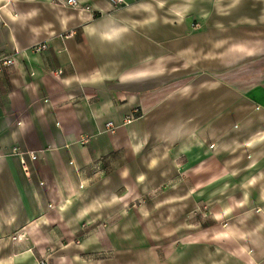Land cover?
<instances>
[{"label":"crops","instance_id":"crops-1","mask_svg":"<svg viewBox=\"0 0 264 264\" xmlns=\"http://www.w3.org/2000/svg\"><path fill=\"white\" fill-rule=\"evenodd\" d=\"M77 1L0 0V264H264V0Z\"/></svg>","mask_w":264,"mask_h":264},{"label":"rangeland","instance_id":"rangeland-1","mask_svg":"<svg viewBox=\"0 0 264 264\" xmlns=\"http://www.w3.org/2000/svg\"><path fill=\"white\" fill-rule=\"evenodd\" d=\"M57 3H60L62 1L55 0ZM196 3L195 1L193 2ZM127 4V1H126ZM124 4V5H126ZM192 4V5H194ZM123 6V5H122ZM209 14V13H208ZM207 17V16H206ZM211 17V14L208 16ZM200 23L194 20L192 22L193 29H197L199 27ZM198 26V27H197ZM211 205L205 204V208H199L196 211L189 214L188 218L185 219H177V220H166L164 218H158L156 220L157 224V235H156V242L157 246H171L172 242H174V246H177L176 244L180 245L181 241L184 240H195L197 238V221H198V212L204 211L206 214L205 216V222L206 226L210 224V221L208 220V212L210 210ZM199 210V211H198ZM142 237L146 236L148 233V220L142 218ZM208 222V223H207ZM170 227H172V234L170 231ZM211 232L209 233L206 230V246H212L211 243ZM173 238V239H172ZM174 240V241H173ZM210 242V243H209ZM178 245V246H179Z\"/></svg>","mask_w":264,"mask_h":264},{"label":"built area","instance_id":"built-area-1","mask_svg":"<svg viewBox=\"0 0 264 264\" xmlns=\"http://www.w3.org/2000/svg\"><path fill=\"white\" fill-rule=\"evenodd\" d=\"M53 2H55V0H52ZM108 3H110L111 5L114 6H122L124 4H126V0H106ZM63 5H67V6H71L74 8H84V9H90L89 6H81L80 3L77 0H63L62 2ZM46 47V44H36L35 46H33L34 50H41L44 49ZM17 52V50H15ZM0 63L3 66H10L14 63V58L9 56V57H3L0 59ZM61 72V70H57V73L59 74ZM143 111L139 108V107H134L132 108V110L130 112H128L127 114H125L122 118V124H128L130 122H132L133 120L139 118L142 116ZM118 128V125L116 123H114L113 121H107L104 124V130L107 131L108 133H115L116 130ZM81 142H85L86 138H81L80 139ZM13 154L17 155L20 158V163L24 166L25 165V155H28L29 159L34 161L37 159V151H29V150H21L17 147H14L12 149ZM46 260V259H45ZM45 260H41L40 264H45L46 261Z\"/></svg>","mask_w":264,"mask_h":264}]
</instances>
